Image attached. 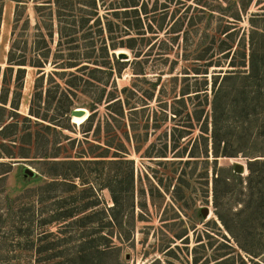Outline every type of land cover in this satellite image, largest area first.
<instances>
[{"label":"rangeland","instance_id":"rangeland-1","mask_svg":"<svg viewBox=\"0 0 264 264\" xmlns=\"http://www.w3.org/2000/svg\"><path fill=\"white\" fill-rule=\"evenodd\" d=\"M143 1L147 3L149 9L154 7L156 2L158 8L162 7V4L168 6L169 16L163 29L158 34H154L153 32H157L156 27L154 26L150 31L145 25L141 32L142 36H138L134 31L124 33L123 29H118L111 36L114 42L126 41L130 37L137 39L142 37L146 42L147 39H151L143 44L140 58L134 57V51L121 48L127 51V60H121L127 62V65L122 76L115 80L118 89L130 86L136 77L135 71L142 68L146 73L145 80L141 84L137 83L142 90L151 86V83L157 84L152 95L154 99L151 101L150 110L146 112L149 117L148 126L144 128L142 125L135 135L133 131H129L130 143H127L121 133L113 136L110 132V130L115 132L121 124L113 122L107 127L103 120L97 117L90 125V135L86 137L91 143H85L82 131L83 127L87 128L89 125L85 123L81 127L84 122L81 120L87 114L83 109L89 112V100L79 95L75 99L73 109L82 110L84 114L73 118L74 126L70 131L63 133L66 136H48L54 139H68L63 141L66 147L62 149L60 156H65L64 152L67 155L71 152L73 156L75 152L85 150L90 152L94 150V144L104 145L106 141L115 147V150L112 149L114 151H118L116 148L130 149L127 158L134 161V181L129 194H127L130 187V182H127L129 177L127 164L96 165L90 159L91 162L84 171L88 181L97 188L98 184L111 185L115 179L123 181L116 187L115 183L112 184L117 190V196L121 194L120 210L117 209L114 214L118 220L122 219L130 227L124 226L117 230L107 227L109 218L104 217L103 220V215H94L96 219L102 217L101 231L97 230V225L101 221L92 224L86 222L85 227L81 228L70 226L68 223L40 225L41 219L57 214L55 211L58 202L60 206L63 205L61 213L84 201L92 204L99 202L96 208L100 210L113 205L112 196L107 188H101L95 192L96 195L87 193L75 202L76 195L71 192V187L59 185L53 190L48 188L44 195L46 199L42 201L47 212L40 215L39 211L43 203L38 202L39 187L53 178V176H44L41 172H53L54 169L51 161L43 162L38 157L45 152L53 154L56 150L38 143L36 149L30 151L29 137L22 134L23 129H32L24 120L14 118L18 126L17 134L14 135V129H9V136L5 139H3L5 136H0V144H2L0 151L5 154L15 152L18 156L27 158L0 159V162L4 163L0 165V173L10 170L3 179H0V264H150L154 261L157 264H264V199H256L252 203L248 201V158L245 156L264 154V77L262 78L261 71L255 70L254 74L257 77L253 80L254 83L252 82L253 95L256 97L244 100L243 94L239 95L240 104L245 108V110L239 108L241 114L249 115L245 119L242 118L243 142L241 141L239 145L241 152L238 156L220 157L214 164L211 144H207L206 135L202 134L205 115L207 111L209 112L206 99L212 98V75L218 71H235L239 75L248 73L249 57L253 49H255L254 57L257 65L264 57L258 46V35L253 34L255 29L250 22V18L256 14L264 16V0H241L244 3L249 1L248 9L246 12H241L239 21L231 24L234 32L230 39L220 35L228 24L227 19L223 18L218 8H213L220 3L222 9H227L224 0H200V5L197 4V0ZM91 2L92 0H23L21 3H16L12 0H4L0 18L1 70L7 66L9 51L13 50L12 42L17 43L13 50L16 56L23 54L36 60L46 53L50 55L49 60H51L58 42L56 3L63 7L62 13L65 15L62 20L71 22L72 14L76 16V20L80 17L87 18L86 14ZM103 2L104 7L102 1H97L101 25L96 26L91 19L87 25L80 28L81 21L77 22V33L67 38L79 44L92 39L98 44L101 40L111 42L110 34L106 29L107 22L121 24L125 17L120 15L114 18L115 13L108 7L111 6L110 4L116 7L121 0H103ZM70 3L73 6H69ZM79 8L84 12H80ZM209 8L214 9L212 15L208 12L211 10ZM118 12L122 14V9ZM173 12L172 19L170 15ZM261 23L263 22H260V19H255L256 26ZM173 24L174 33L171 30ZM89 26L92 28L90 29ZM100 27L104 28L102 34L97 33ZM87 32L91 35L85 39ZM50 33L52 37L49 36ZM222 41L233 45L232 51L226 58L221 50ZM115 52L116 50L110 53L115 54ZM198 58H202L203 61L197 62ZM138 59H141L140 65L134 63V60ZM210 61L211 66L205 70L204 64ZM230 61L237 64L245 61V66L233 68L229 66ZM51 69L52 66L47 64L45 72L48 73ZM196 72H207L208 78H205L207 84L202 77L204 74L197 75ZM41 74L38 73L37 68L27 66L23 80L19 81L22 85L19 96H16L18 90L13 82L15 72L6 88L1 86L0 75V94L3 91L9 93L8 104L5 106V110L9 111H0L1 117L6 118L11 113L10 102L13 101L18 104V110L15 112L28 116L31 99L36 92V80ZM47 79L45 77L43 80V91ZM241 79L238 85L243 91L246 81ZM55 82L63 84L60 79H56ZM182 91L189 92L186 96L190 97L178 102L177 99L181 97ZM164 104L166 107L163 106ZM203 108L205 110H202ZM196 110L202 112L201 119L197 122L193 115ZM153 112L155 118L152 117ZM174 112L177 113L176 117L173 115ZM105 113L103 106L98 109L99 116ZM240 117L235 116L236 119ZM11 120L12 118L7 123H11ZM248 120L253 121L255 126L250 125ZM126 127L129 128L128 123ZM95 132L100 136V142L95 139ZM73 139L76 141L71 144ZM12 140H16L17 143ZM137 148H141L138 155L134 153V149ZM118 152L123 155L121 151ZM161 152H164L166 157H155ZM105 160L108 162L112 158ZM5 164H11L10 168ZM235 164L243 167L240 174L234 172ZM26 168L33 170L34 175H26L24 171ZM66 169L67 172L70 170L69 167ZM66 169L62 172H66ZM215 170L220 178L216 184ZM252 186L256 193L264 192V185L261 187L253 182ZM216 204L229 230L218 219L215 212ZM248 205L251 206L249 209ZM203 208H208L207 216L202 214ZM89 212L90 210L78 213L77 217L91 214ZM100 236L109 239L103 240ZM128 237L129 239H126ZM38 250H41L40 254L36 253ZM227 254L230 256L229 259L222 260L223 255Z\"/></svg>","mask_w":264,"mask_h":264},{"label":"trees","instance_id":"trees-1","mask_svg":"<svg viewBox=\"0 0 264 264\" xmlns=\"http://www.w3.org/2000/svg\"><path fill=\"white\" fill-rule=\"evenodd\" d=\"M12 1L16 3L23 2V0ZM97 1H102L104 7L103 0H92L91 4L89 5L90 8L89 10H87V18L80 17L81 20H76V16L72 14L70 15V17H72L71 22L62 20V17L65 15L62 13L63 7H60L58 3H56L58 11V42L56 45V49L51 56V60H49L50 55L46 53L36 60L28 58L27 55L25 56L23 54H21V56H16L15 54H13V50L15 48L14 46H16L17 43L12 42L13 50L11 49L9 51L7 57V66L3 70H1L0 68L2 88L8 87V84L11 83L12 75L15 72L16 76L13 79V82L14 86L18 90L16 96H19V89L22 86L19 81L21 82L23 80L27 66L35 67L37 68L39 74L42 73L36 80V92L31 99L28 116L21 115L18 112H15L16 110H18V104L17 102L14 103V101L10 102L11 108L13 109L10 110L11 113L6 118L0 116V136H5L3 139L9 136V129H14V135L17 134L16 130L18 129V126L16 121H14L13 119H22L27 122L32 129H23L22 134V136L29 137L28 145L30 151L35 150L38 143L47 145V148L51 146L56 150V152L53 154L45 152L40 157H38L41 158L42 160L40 161L43 162L46 161L47 163H49V161H51L50 163L54 169L53 172H41L42 175L53 176V178L51 181L39 187L40 191L38 192V196H40L38 198V202L42 204V201L46 199V196L44 195L47 193L48 188H51L53 190L59 185H68L69 187H71V192L75 193L76 195L74 201L80 196H84L87 193L96 195L95 192L101 188H107L112 196L113 205L111 207L101 208L100 210L96 208L97 206H99V202L92 204L88 201L83 202V199H81L83 202L82 204L75 205L74 207L70 208V210L61 213V211L63 210V205L60 206V203L58 202V207L55 211V214H57L55 216H49L48 218L41 219L40 225L42 226H46L52 223H68V225L70 226L75 225L76 228H81L85 227L86 222L92 224L97 223V221H101L97 225V230L101 231L103 229L102 217L96 219L94 215H103V220L104 217L109 218L107 227H113L114 230L121 229L124 226L126 228L130 227L129 225L127 226L122 219L118 220L116 215L114 214L117 209L120 210L121 194L120 196H117V190L113 188L112 184L115 183L116 187L121 185L123 181H117L115 179L112 181L111 185L98 184L97 188L88 181V176L84 173V171H86V166L91 162L89 161L90 159L96 165H104L105 163L113 165L127 164L129 168V177L127 182H130V187L129 190L126 191L127 194H129L134 181V161L127 158L130 154V149L123 148L122 150H120L119 148H116L118 151H121L123 153V155H120L118 151H114L115 147L112 144H109V141H106L104 145H100L99 143L98 145L94 144V150H90V152H88V150H85L84 152H75L74 156L71 155V152H68V155L66 152H64L65 156H60L62 149L66 147L63 141L68 139H54L48 136H66V134L63 133H66V131H70V129L74 126V123L71 122L70 112L73 109L75 99L79 95L84 96L89 100V116L87 117V119L85 117L81 120L84 121L81 124V127H83L85 123L89 125V127L87 128L83 127L82 131L85 136V139L83 140V142L85 143H91L90 140H88L86 137L90 135V125L95 121L97 117L99 118V120H103L104 125H106L107 127H110L113 122L121 124V126L118 127L119 130L116 128L115 132H113V130H110V132L113 133V136H117L119 135V133H121L123 136H125L127 143H130L129 131H133L135 135L139 132V128L142 125L144 128L148 126L149 117L146 112H149L150 110L151 101L154 99L152 95L154 94V90L156 89L157 84L151 83V86L147 87V89L145 90H142V87H140L138 84H141V82L145 80L146 73L142 68H140L139 70L135 71L134 74L136 75V77L134 79V82L130 86H125L121 89H118L115 80L117 77L122 76V72L126 68L127 62L117 59L115 54L110 52L116 50V52L118 53L126 54L127 51L121 49L125 47L131 51H134V57L140 58L141 50L144 46L143 44L149 42L151 39H147L146 42V40L142 37L141 39L130 37L126 41L114 42L111 35H113L118 29H123V32L125 31L124 33L134 31L138 36H142L143 33L141 32H143L144 28L146 27L145 25H147L150 31H152L155 26L157 32L153 33L158 34L159 31L163 29L165 21L169 16V9L165 4H162V7L158 8L159 6H157V2L154 7L149 9L147 3H145L143 0H121V3L117 4L116 7H113V4H110L111 6H108L113 10V13H115L113 14L114 18H118L120 15H123L125 17V20H123L121 24L118 22H107L106 29L110 34L111 42L107 43L106 40H101V42H99L98 44L96 40L92 39L86 40L82 44H79L77 41L71 38H67L71 34L77 33V22L81 21L80 28H83L85 25H87L91 21V19H93V22L96 26L101 25V17L99 16L97 11ZM199 1L200 0H197V4L200 5ZM249 1L244 3L241 0H224L227 5L226 7H228L227 9H222L220 3L213 7L218 8L220 14L223 16V18L227 19L228 22L227 26H225L220 32V35L224 36V38L227 39H230L232 37L234 28L231 27V24L241 19V12L247 11ZM3 2L4 0H0V18ZM69 6H73L72 3H70ZM213 8H209L211 10H208L211 15L212 11L214 10ZM120 9H122V14H119L118 12ZM79 11L84 12L82 8H79ZM158 11L160 12L157 13ZM149 15L150 18H148ZM263 17V15L258 16V14H256L250 18V22L255 29L253 30V34L255 33L258 35H256L258 37V46L259 49L261 48V52L264 56ZM170 18H174V12L170 15ZM255 19H260V22L263 23L256 26V24H254ZM16 23L17 21H15V24ZM68 24H70V26H66ZM89 27L90 29L92 28V26ZM171 30L174 33V24L171 26ZM103 31L104 28L100 27L98 28L97 33L102 34ZM88 35L90 36L91 33L87 32L84 38H88ZM49 36L52 37V33H50ZM222 43L223 48H221V50L223 56L226 58L232 51L233 45L229 42L226 43L225 41H222ZM44 44V47L46 48V42ZM47 50L48 53L51 52L50 48H48V44ZM254 52L255 49L251 51L252 54H250L249 57L250 71L248 73L244 72L243 75H239L235 71H218L215 72L214 75H212V98L210 100L206 99V104L208 103L207 106H209V112L207 111L205 115V123L202 134L206 135V141L208 142L207 144H211L214 164L220 157H236L241 152L239 145L241 144V141L243 142L241 133L244 127L242 124V118L245 119V117H247V115L249 114L245 113L242 116L240 109L245 110V108L240 104L239 95L243 94L244 100L255 98L256 96L254 97V91L252 90V87L254 85L253 80L257 77V75L254 74L255 70L261 71V76L262 78L264 77V57L261 63L257 65L256 58L254 57ZM134 61L135 64L140 65L141 59ZM196 61L199 62L203 60L202 58H198ZM206 63L207 64H204L203 66L205 70H207L209 66H211V61ZM47 64L52 66V69L48 73L45 72V67L47 66ZM217 66L222 67V65ZM229 66L233 68L244 67L245 61H243L241 64L230 61ZM196 74H204L202 77L207 84V79H205L208 78V76L206 75L207 72H196ZM45 77H47L48 79L46 81V88L43 91L42 84ZM241 78L245 79L246 81L243 91L240 90L238 85V82L242 80ZM56 79H60L63 84L55 82ZM187 94H189V92L182 91L180 93L181 97L177 99V101L181 102L184 101L185 97H190L186 96ZM8 95L9 93H6L4 91L1 92L0 111H9L5 110V106L8 104ZM102 106L106 110V113L103 116H99L98 109ZM163 106H165V104ZM202 110H205V108H203ZM201 114L202 112H199L198 110L193 113L196 118V122L201 119ZM239 114L241 115V117ZM173 115L174 117H176L177 113L174 112ZM235 116H239L240 118L236 119ZM152 117H156L155 112L152 113ZM11 118L12 122L7 123V121ZM248 121L250 125L255 126L254 123H252L253 121ZM127 123L129 124L128 129L126 127ZM100 125L101 124H99V126ZM95 134V139L100 142V136L96 132ZM12 141L17 143L16 140ZM75 141L76 140L73 139L71 144H73ZM79 142L82 141L79 140ZM0 145L2 146V144ZM90 146H92V144ZM140 150L141 148H137V150L134 149V153L138 155ZM206 153L208 154V150H206ZM245 156L248 158V201L249 203H252L256 199H264V192L259 191L256 193L254 191V187L252 186L253 182H256V184L261 187L264 185V154H246ZM17 157L27 158L25 156H18L15 152H8L5 154L4 152L0 151V159H11ZM148 157L153 156L148 155ZM155 157L163 158L166 157V155L164 154V152H161L158 156ZM106 158H112V160L105 162ZM0 165H4V163L0 162ZM5 165H8L9 168L11 166V164ZM67 167L70 168L68 172L66 169ZM63 169H66L67 173L62 172ZM9 171L10 170L7 169L0 173V179H3L9 173ZM219 179L220 178L215 170L214 183L216 184ZM98 199L99 198L96 197V200ZM250 207L251 206L248 205V209ZM215 208L218 219L224 226H226L224 218L219 211L218 204H216ZM89 210V213L91 214L82 216L80 218L77 217L78 213H84ZM33 212H35V210H33ZM44 212H47L45 203H43L42 209L39 211V213L40 215H42ZM227 229L229 230L228 227ZM128 236L130 237V235ZM129 237L126 239H129ZM100 238H102L103 240L109 239L105 236H100ZM120 239H122L121 236ZM39 252L41 253V250L36 251L37 254ZM228 255L229 254L223 255L224 258L222 260H228L230 257ZM195 262H197V260H195ZM150 264H157V262L154 261Z\"/></svg>","mask_w":264,"mask_h":264},{"label":"water","instance_id":"water-1","mask_svg":"<svg viewBox=\"0 0 264 264\" xmlns=\"http://www.w3.org/2000/svg\"><path fill=\"white\" fill-rule=\"evenodd\" d=\"M115 54H116V57L118 58V59H120V60H123V59H125V60H127V54H124V53H118V52H115ZM77 109V108H76ZM76 109H73L71 112H70V118H71V122L73 123V118L75 117V116H82L83 114H84V111L87 113L86 114V119H87V117L89 116V112H87V110H85V109H83L84 111H82V110H76ZM242 170H243V167L240 165V164H235L234 165V172L235 173H241L242 172ZM25 174L26 175H28V176H33L34 175V171L33 170H31V169H29V168H26L25 170ZM208 213H209V210H208V208H203L202 209V214L204 215V216H207L208 215Z\"/></svg>","mask_w":264,"mask_h":264}]
</instances>
